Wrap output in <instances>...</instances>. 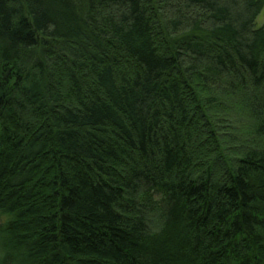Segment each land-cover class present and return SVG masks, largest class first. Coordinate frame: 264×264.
Returning a JSON list of instances; mask_svg holds the SVG:
<instances>
[{"label": "trees", "instance_id": "16d2710c", "mask_svg": "<svg viewBox=\"0 0 264 264\" xmlns=\"http://www.w3.org/2000/svg\"><path fill=\"white\" fill-rule=\"evenodd\" d=\"M264 0H0V264H264Z\"/></svg>", "mask_w": 264, "mask_h": 264}, {"label": "rangeland", "instance_id": "374dc122", "mask_svg": "<svg viewBox=\"0 0 264 264\" xmlns=\"http://www.w3.org/2000/svg\"><path fill=\"white\" fill-rule=\"evenodd\" d=\"M257 25L258 27H263L264 28V10L262 12V14L260 15V17L257 20Z\"/></svg>", "mask_w": 264, "mask_h": 264}]
</instances>
